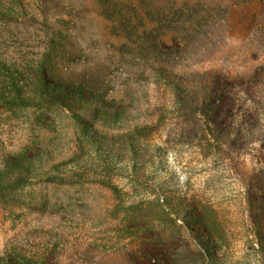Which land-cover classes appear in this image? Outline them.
<instances>
[{
  "label": "rangeland",
  "instance_id": "1",
  "mask_svg": "<svg viewBox=\"0 0 264 264\" xmlns=\"http://www.w3.org/2000/svg\"><path fill=\"white\" fill-rule=\"evenodd\" d=\"M188 2L121 46L96 0H0V74L45 59L59 105H0V264H264V0Z\"/></svg>",
  "mask_w": 264,
  "mask_h": 264
},
{
  "label": "trees",
  "instance_id": "2",
  "mask_svg": "<svg viewBox=\"0 0 264 264\" xmlns=\"http://www.w3.org/2000/svg\"><path fill=\"white\" fill-rule=\"evenodd\" d=\"M146 1L147 5H145L144 3L141 4L136 0H96L100 8L101 16H103L108 22L111 23L113 31L111 33L113 34V36L119 39V44H121V46L129 45L131 43L138 45L141 39H143V41H147L149 37H152V32L151 30L147 29V25L161 23L162 21L167 24H183L187 21L200 23L201 20L206 19L203 6L198 5L197 8L196 6L194 8H191L189 7L190 2H188L190 0ZM203 1L208 2V0ZM158 5H161V7H158ZM145 8L149 10L147 13L150 12V14H141L143 10L145 11ZM8 10L9 9H7L5 6H0V19L11 17V14ZM152 10L155 12L157 11V16H151V18L149 19ZM135 22H141V27L134 26L133 24ZM121 27L123 28L121 29ZM171 38L172 35H169V33H161L158 34L155 39L161 42H166ZM114 49L115 51L124 53V49H119V47H114ZM37 64L38 65L36 68L39 70L38 80L40 82V89L48 91L47 83L49 75L52 72L51 65H49L47 61H45V59H40ZM163 79L164 86H173V82L169 79V77H162V80ZM225 82L227 83V81ZM22 84L23 83H20L18 85V83L13 80L11 75L9 76L0 74V105L6 103L7 105H10L14 108H30L35 105H41L43 107L46 106L47 110H49V108L53 106H59L58 104L49 101L44 91L43 93L37 94L36 91H32L31 89L29 90L26 87H23ZM2 85L6 86L2 88ZM53 96V99L57 100V97L55 95ZM177 96H180V93ZM194 96L196 98L194 99V102L198 101V103L200 104L201 99L199 97V93H196ZM180 97L178 98L180 99ZM210 99L211 104L207 105L206 101H208V99L204 98L203 102H201L204 107H197V109L199 108L197 110V115L199 114L206 118V122L208 124H215L217 122V120L215 119V115L217 114L219 107L225 106V103L232 102V98L229 95H215L211 96ZM182 101H186L185 97H183ZM161 217L166 221L173 222V225L178 228L179 234H181V236L186 239L184 229L179 224H176L175 220H170V215L165 209H161ZM154 251L155 254L163 256L167 264H170V254H166V252L159 251L158 249H154Z\"/></svg>",
  "mask_w": 264,
  "mask_h": 264
}]
</instances>
